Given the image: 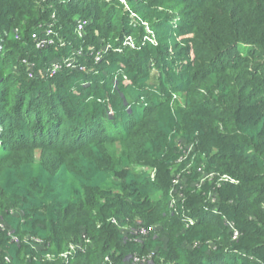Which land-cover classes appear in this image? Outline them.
Masks as SVG:
<instances>
[{"label":"trees","instance_id":"1","mask_svg":"<svg viewBox=\"0 0 264 264\" xmlns=\"http://www.w3.org/2000/svg\"><path fill=\"white\" fill-rule=\"evenodd\" d=\"M156 2L165 11L156 22H146L151 31L187 35L179 59L163 53L168 45L150 44L145 28L132 24L116 2L0 0V164H5L0 193L22 215H5L8 226L43 247L22 245L29 264H42L51 253L59 257L64 244L80 238H89L92 246L74 256L75 264H127V254L140 256L143 248L156 247L176 255L179 264H264V0ZM80 18L86 38L75 43ZM51 24L61 35L68 33L58 56L52 46L36 49L30 38ZM127 37L135 49L123 46ZM99 38L110 40L112 50L94 65L98 48H87ZM70 55L94 72L65 65L52 77L43 72ZM188 55L192 58L183 61ZM22 60L32 64L29 79ZM153 69L157 83H151ZM183 91L184 109L175 107L166 120L156 119L161 97ZM170 135L194 143L196 163L208 172L234 181L216 188L214 210L201 194L178 202L175 211L168 208L161 138ZM115 144L123 153L110 165L101 149ZM22 153L63 161L55 170L36 160L11 164ZM132 161L158 166L159 177L134 170ZM191 177L196 180L197 173ZM111 218L134 227L140 219L163 235L152 242L150 236L144 246L123 242ZM223 219L235 225L236 245ZM211 241L217 243L214 251ZM185 242L200 246L187 254ZM0 243V264H21L19 246L5 234Z\"/></svg>","mask_w":264,"mask_h":264},{"label":"rangeland","instance_id":"2","mask_svg":"<svg viewBox=\"0 0 264 264\" xmlns=\"http://www.w3.org/2000/svg\"><path fill=\"white\" fill-rule=\"evenodd\" d=\"M108 2H116L120 6H122L124 13L129 18L130 22L134 25H141L145 28L146 34H149L151 36V43L155 46H160L159 48H164L166 45H168V50H164L163 53L165 55H169V58H175L179 59V53L180 51L185 48L186 44H184V40L187 39V35L181 36L179 34H175L173 32H167L164 30H161L160 28L156 29V31H151L149 24H147V20L150 22H156L158 18L157 16L162 15L161 13L165 11L164 8L158 7L156 0H106ZM167 14L171 15V11H167ZM54 19V17H52ZM77 22H84L86 24L85 19H77ZM53 24V23H52ZM48 26L51 28L53 33L55 34L54 44L50 45L52 47H55L57 49L55 55H60L63 51V49L68 45V42L66 38H68V33L60 34L59 32L54 30V25ZM78 26V25H77ZM75 25V43H77L78 40H84L86 38V33L84 34V28L80 30ZM41 27V26H40ZM47 32V27L44 29L42 28L40 33L33 32L30 35L31 41L34 43L35 48L36 43L41 42L40 40L45 38ZM0 40V51H1V41ZM22 40V39H20ZM73 42V43H74ZM78 45V44H76ZM97 45V47H96ZM49 46V47H50ZM126 48L135 49V42L134 39L131 37H127L126 43L123 45ZM47 48V47H46ZM95 54H92V57L94 61H92L94 65H97L100 63L102 58L106 57L111 53L112 50V42L110 40L106 41L103 38L97 41L96 44H90L88 43L87 50H94L96 49ZM117 53L122 52V48H119L115 50ZM82 56L84 55V51L80 49L78 51ZM77 52V53H78ZM90 54V53H88ZM98 54V55H97ZM188 57L185 56L186 59H191L192 57L188 55ZM66 61L63 63L66 67L72 70H75L80 73L88 72H94L93 68L90 69L89 65L85 64L83 60H80V58H73V56L70 55V57L65 58ZM64 61V60H62ZM61 61V62H62ZM73 62L75 64L73 65ZM23 64H26L27 66V73H28V79L32 76V64L28 63L27 60H22ZM54 63V62H53ZM52 63V64H53ZM122 68V64H120ZM50 69V68H49ZM43 71L45 74L48 73V70ZM156 69H153L151 72L152 80L151 83H157L156 81ZM38 74L41 75V70L38 71ZM53 73L49 72L48 77H52ZM121 74H118V76ZM114 77L115 83L117 80V77ZM122 79L125 81L126 84H129L130 82L127 81L126 74H122ZM44 80V79H41ZM185 98H187L186 92H173L169 97L163 96L161 97L162 100H164V104L160 106V108L156 112V119L159 120H166L167 116L171 112V110L175 107H178L180 109H184V102ZM101 101L100 99L98 100ZM111 108V106H109ZM165 143V149H164V155L165 159L162 161V165L165 168L162 175L167 176V193L170 197L174 199V202L177 204L178 202L186 200L188 197H190L192 194H201V197L204 198L205 205L210 206L213 210L219 205L218 202V194L216 192V188H219L222 182V177L218 176L216 173L208 172L204 167L200 166V163H196V161L199 158V154L195 152V144L194 143H186L183 141L178 135H170L166 137L161 138ZM103 155L106 159V163L110 165H114L116 161L119 159L120 154H122L123 147L119 144L110 145V146H104L102 147ZM30 160H36L42 162L44 165L48 166L51 170H55L58 165L60 164V161H63L62 158L55 156V155H47V154H40V153H33V154H18L15 156V158L10 161L11 164L18 165L21 163H24L25 161ZM135 161V160H134ZM134 161L131 162V168L137 171L145 172L150 175L151 179H155L159 177V168L158 166L149 165V164H142L135 163ZM137 161V160H136ZM9 164V163H7ZM105 164V165H107ZM5 164H0V172L2 167H4ZM195 165L196 172L193 171L192 167ZM194 173H197V179L193 180L192 175ZM162 193H159L158 196H161ZM161 198V197H159ZM162 201V199H159ZM171 199L169 200L168 204L170 205ZM10 203L8 200L0 193V235L5 234L9 238V243H12L14 245L19 246V254L18 259L20 260L21 264H29V260L24 254V248L22 245L26 243H34L35 247L37 248H43L40 247V243L33 237H27L21 232H13V230L8 226L7 219L5 215L8 216H22L18 206L13 205L10 206ZM16 204V203H15ZM170 208V207H168ZM188 217L190 220L194 221L193 217L189 214ZM123 220V219H122ZM136 220V227H134L130 223H126V225H119V227H115L116 231L121 233L123 237V242H133V243H140L141 246H144L145 243H149L147 241V238H150V242L159 239V236L162 232H158V226L156 225H147L144 222H141L140 219ZM222 224L227 228V232H233L231 236V244L236 245L238 243V233L237 236L235 233V225L233 223H226L224 222V219L222 221ZM140 228L146 229V234L141 238L138 239L136 236L131 234H134L139 231ZM210 230V228L208 229ZM172 235L169 234L164 242H168L169 238ZM205 236H209V234L206 232ZM81 239V238H80ZM74 239L72 242L68 244H64L62 248V252L59 257H53L52 255L54 253L49 254L46 258L43 259L42 264H75L74 262V256L78 254L80 251L82 253L86 252V250L92 246L91 241L89 238L85 239ZM160 240V239H159ZM218 242H220L218 240ZM164 243V244H165ZM210 251H214L215 247L217 246L216 242H210ZM199 244H195L193 242H185L183 245V249L187 254L194 253L198 248ZM79 248V249H78ZM143 248V247H142ZM2 244L0 243V253L2 254ZM142 253L140 254V262L138 264H179L178 257L174 255V259L172 257H169V255L162 250H159L156 248H150V249H142ZM174 254V253H173ZM133 255L130 253L127 254L124 258V261L127 264H130L131 259ZM6 263H9V260L7 257H5ZM109 261V260H108ZM111 262V261H110Z\"/></svg>","mask_w":264,"mask_h":264},{"label":"built area","instance_id":"3","mask_svg":"<svg viewBox=\"0 0 264 264\" xmlns=\"http://www.w3.org/2000/svg\"><path fill=\"white\" fill-rule=\"evenodd\" d=\"M43 1H45V0H43ZM76 26L78 28H80V30H81V29L84 28L85 24H84V22H77ZM52 31L53 30L51 28H47V32H46L45 38L40 40L41 42L36 43L37 49H43V48L49 47L50 45L54 44V36H55V34ZM77 55H81V54L78 52ZM65 61H63L62 63L54 62L53 64H51V67L48 70V73L52 72L54 74L55 71L60 70L62 68V66H64L63 63ZM224 181L234 182L233 180H230L228 177L222 176V182H224ZM170 199H171L170 205L168 204V206L170 207L169 209L175 211L176 210L175 209L176 203L174 202V199L172 197H170ZM109 222L115 227H119V225H120L119 221L117 219H114V218H111L109 220ZM189 223L192 224V220H189ZM146 233H147L146 229L140 228L138 232H136L134 234H131V236L134 235L138 239H141ZM235 233H236L235 236H237V231L236 230H235ZM139 262H140V257L138 255H133L130 264H138Z\"/></svg>","mask_w":264,"mask_h":264}]
</instances>
